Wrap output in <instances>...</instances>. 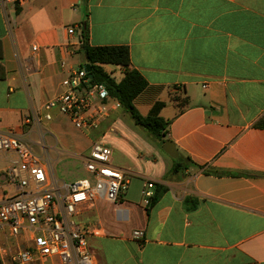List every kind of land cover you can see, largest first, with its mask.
<instances>
[{"label":"crops","instance_id":"1","mask_svg":"<svg viewBox=\"0 0 264 264\" xmlns=\"http://www.w3.org/2000/svg\"><path fill=\"white\" fill-rule=\"evenodd\" d=\"M82 24L92 47H129L130 69L148 82L135 105L170 121L182 159L115 99L91 131L57 111L25 122L87 64ZM0 46V130L37 147L53 173L102 142L128 178L119 202L100 199L82 215L99 230L88 239L97 264H264V0H0ZM103 67L117 82L125 75ZM10 161L0 153V175ZM148 181L166 188L149 214ZM6 194L2 185L0 202Z\"/></svg>","mask_w":264,"mask_h":264},{"label":"built area","instance_id":"2","mask_svg":"<svg viewBox=\"0 0 264 264\" xmlns=\"http://www.w3.org/2000/svg\"><path fill=\"white\" fill-rule=\"evenodd\" d=\"M62 86L64 91L44 105V114L27 117V124L41 126L42 118L51 121L57 111L78 130L91 131L109 115L113 98L86 68L72 69ZM115 105L121 106L117 100ZM0 153L11 155L0 175V188L7 190L0 202V264H97L88 239L99 230L82 215L100 199L119 202L129 183L124 171L113 165L111 147L94 142L90 153L79 157L88 176L69 184L57 181L15 130H0ZM154 188V182L145 184L146 206ZM133 235L140 239L143 232Z\"/></svg>","mask_w":264,"mask_h":264},{"label":"trees","instance_id":"3","mask_svg":"<svg viewBox=\"0 0 264 264\" xmlns=\"http://www.w3.org/2000/svg\"><path fill=\"white\" fill-rule=\"evenodd\" d=\"M81 39L82 44L79 48V53L85 57L87 64L89 63L92 66V74L94 76L93 82L105 84L110 96L121 104L134 123L163 146L168 141L167 134L170 121L159 116L156 111L148 116H143L138 111L135 105V100L147 89L148 82L137 70L130 69L131 57L129 47L90 46L89 27L87 24L81 25ZM1 58L2 55L0 52V59ZM106 64L121 65L125 68V75L120 82H117L105 71L103 65ZM257 126L264 127V118L257 124ZM182 158V156L179 157V159ZM176 161H178V159ZM178 167L179 165H174L172 172H176ZM165 192V187H160L154 192V196L151 198L150 205L147 208L148 214L150 208L159 201Z\"/></svg>","mask_w":264,"mask_h":264},{"label":"rangeland","instance_id":"4","mask_svg":"<svg viewBox=\"0 0 264 264\" xmlns=\"http://www.w3.org/2000/svg\"><path fill=\"white\" fill-rule=\"evenodd\" d=\"M113 68V67H112ZM121 76H117L119 79ZM73 132H75L74 128H71ZM33 152L35 154L38 153V148L35 147ZM54 176L57 181L60 183H72L80 178L88 176V173L85 170L84 163L81 160L72 159L68 160V162H61L55 165L54 168ZM84 218L82 217V220ZM80 220V219H79Z\"/></svg>","mask_w":264,"mask_h":264},{"label":"water","instance_id":"5","mask_svg":"<svg viewBox=\"0 0 264 264\" xmlns=\"http://www.w3.org/2000/svg\"><path fill=\"white\" fill-rule=\"evenodd\" d=\"M84 68L87 69V71L89 72L90 78L93 79L94 76L92 74V66L91 64H86L84 66ZM163 150L170 155L172 158L177 159L179 157V153L176 150V146L174 145V143L172 141H167L164 145H163Z\"/></svg>","mask_w":264,"mask_h":264}]
</instances>
